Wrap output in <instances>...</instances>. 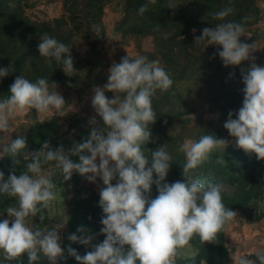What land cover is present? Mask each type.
<instances>
[{
    "label": "clouds",
    "instance_id": "9594fccd",
    "mask_svg": "<svg viewBox=\"0 0 264 264\" xmlns=\"http://www.w3.org/2000/svg\"><path fill=\"white\" fill-rule=\"evenodd\" d=\"M155 3L156 0H148L139 13ZM178 5L169 0L167 8ZM233 12L232 7H226L214 16L223 20ZM245 31L243 23L227 21L205 27L194 40L195 44L206 40L207 46H222L218 55L223 64L240 65L242 61L255 60L252 53L259 48L255 43L241 42ZM39 41V55L47 63L54 60L66 75H74L71 48L47 33ZM12 71L11 67H0V78ZM109 73L108 82L95 87L92 98L103 127L94 128L85 142L75 143L66 151L63 146L53 149L49 141H44L39 150L28 151L26 170L19 175L16 166L21 164L19 157L26 150V139L19 137L0 145L2 153L12 159L7 180L0 171V194L18 201L17 207L7 209V218L0 219V253L4 261L22 264L19 258L26 254L28 264H34L42 253L50 264H58L60 259H67V252L78 264H175L194 236L202 243L215 242L224 225L237 217L223 203V193L227 191L223 183L192 177L193 171L214 151L225 150L228 140L205 134L198 141L182 144L179 151L186 155L182 165L184 178L172 183L166 182L173 159L166 145L154 150L144 147L151 139L149 126L157 119L152 97L157 90L171 88L174 81L170 74L158 61L129 53L119 63L114 62ZM242 75V107L235 113L229 111L223 126L234 138L236 147L264 159V65L252 63ZM105 90L113 92L114 97L108 98ZM9 91L8 96L0 98V131H13L10 118L25 109L66 115L64 97L57 91V84L51 81L50 85L47 78L33 82L23 75L17 76ZM91 122L96 123L94 118ZM85 151L90 155L82 154ZM69 154L78 156L79 162H74ZM52 162L55 169L62 171L63 180H70L77 172L89 182L95 183L99 178L104 185L99 194L103 212L99 232L79 226V235L68 236L69 241L90 249L83 255L71 246L61 247L59 230L65 225L42 230L29 224V217L39 216L44 222V210L57 199L54 173L44 171V166ZM153 184L158 192L155 198L151 195ZM100 235L105 237L102 241H98ZM257 262L264 264V249L255 253V260L242 256L235 264Z\"/></svg>",
    "mask_w": 264,
    "mask_h": 264
},
{
    "label": "trees",
    "instance_id": "16d2710c",
    "mask_svg": "<svg viewBox=\"0 0 264 264\" xmlns=\"http://www.w3.org/2000/svg\"><path fill=\"white\" fill-rule=\"evenodd\" d=\"M77 1L79 6L84 4L85 15L91 16L93 19L90 22H95L99 26L97 16L103 7L102 0H65L64 4L69 2L77 4ZM12 2L16 5L15 7L10 6ZM173 2L179 5L176 8H167L169 0H156L154 5L149 4L146 20L126 19L130 31H138L143 36L150 34L154 36L156 52H142L141 55L147 56L151 60L156 57L157 53L160 54L164 59L161 67L170 74L174 81L169 90H157L152 97V107L154 111L160 113H157L156 121L150 124L151 139L144 145L146 149L153 150L160 145H166L173 157L170 170L166 176L168 183L182 181L184 178L182 165L186 162V155L179 151L183 144V134L181 132L171 133L170 126L174 121L184 118L190 111L193 112L194 110V98L196 97L194 89L189 87L190 83H195L196 79V83L198 80H205L212 70L214 79L220 86V93L214 97L207 95L210 97L209 110L219 109L222 115L226 117H228L229 111L238 112L244 99L242 89L245 85L239 84L243 80V69L237 65L225 66L223 62L219 61V50L211 49L212 45L207 46L206 40L196 43L198 46L200 45L198 49L194 45L191 46L192 41L195 43L194 37L201 36L205 27H215L216 24L227 21L243 23L245 32L250 31L258 21L259 14L256 0H173ZM128 3L130 4L128 11L139 12V8L148 3V0H128ZM23 5H30V0H0V67L14 69L8 76L0 78V98L10 94V85L17 76L21 75L33 82L40 77L47 78L49 83L65 79H70L71 83L74 82L73 76L66 75L60 67L61 65H58L54 60L49 64L44 57L39 55L38 44L40 42L39 37L47 33L69 46L71 38L75 36L72 29L80 28L79 24H72V29H70L69 23L77 18L70 19L69 22L65 18H55L53 22L52 20L34 22L24 16ZM226 7H232L234 12L223 20L215 18L214 14ZM73 14L76 13L72 12L70 18L75 17ZM245 17L249 19L245 21ZM192 29L197 30L195 36L189 33ZM181 34L185 35L181 37ZM242 37H240L241 42L246 41ZM217 47L222 48L220 45ZM176 51L180 54L179 57L175 55ZM75 55L78 54L75 53ZM79 62L80 60L74 59L73 66L75 69H82L83 65L88 64L85 62L80 65ZM206 67L209 68V71L205 70ZM163 106L166 108L164 112ZM30 110L34 115V124L28 128L25 136L28 148L39 150L44 141H49L53 149L63 146L67 151L75 143H83L89 139V133L86 131L70 136L68 132L60 131L56 119L51 118L42 122L37 116V111L35 109ZM233 118L236 116L234 115ZM93 129H88V132ZM225 131L227 130L211 124L202 127L198 123L197 129L190 132L189 136L194 141H198L205 134H212L221 138ZM178 139L181 140L179 143L177 142ZM82 154L90 155L86 151ZM69 155L74 162H79L78 156ZM19 159L21 164L16 166L17 175L26 170L25 165L29 160V155L23 151ZM49 165L55 168L54 162L45 165L44 168ZM11 167V157L3 154L0 158V171L4 172L5 180H7ZM192 177L223 183L227 189L223 193V203L233 211L239 210L245 213L248 221L251 222L254 219L258 220L264 217V159H257L255 153L246 154L236 145L229 143L224 151L223 149L214 151L205 163L193 171ZM80 178L79 173L73 172L70 180L77 183ZM52 180L57 185L56 189L62 186V180L55 177ZM70 180L64 181L69 182ZM99 194L90 187H76L75 193L66 206L68 229L61 247L66 249L71 246L81 255L90 250L84 245L69 241L68 236L72 233L79 235L80 233L77 232L79 226H85L94 232H99L102 227L100 220L103 216L99 206ZM151 195L152 198L158 195L155 184L152 185ZM17 206L16 198L0 194V214L3 213L0 219L5 217L8 208ZM43 214L46 221L47 209L44 210ZM35 218V226L42 229L45 221L41 222L39 216ZM224 232L225 225L223 230L217 234L215 242L202 243L198 236H194L190 244L197 248L196 254L185 259L178 258L177 264H200L201 260L205 262L204 264H229L230 252L224 243ZM104 238L103 235H100L98 241H102ZM65 256L67 259H60L58 264H78L75 258L67 252H65ZM19 259L22 264H28L26 254ZM8 264H18V262L13 260L9 261ZM34 264H50V262L41 253V259Z\"/></svg>",
    "mask_w": 264,
    "mask_h": 264
},
{
    "label": "rangeland",
    "instance_id": "374dc122",
    "mask_svg": "<svg viewBox=\"0 0 264 264\" xmlns=\"http://www.w3.org/2000/svg\"><path fill=\"white\" fill-rule=\"evenodd\" d=\"M64 1L30 0V5H23L22 7L24 16L34 22L50 20L53 22L55 18H65L69 22L70 19L77 18L75 21H70L69 23L70 29L75 24H79L80 28L72 29L75 36L71 38L68 47L71 48L73 61L74 59L80 60V65L88 62V64L83 65L82 69H76L74 75H72L74 78L73 83L70 82V79L55 82L57 84V91L65 99L66 105L64 110L66 115L61 117L55 114L52 115V113L37 112V116L41 121L51 118L56 119L60 131L68 132L70 136L86 131L90 137L91 130L88 132V129H100L103 127L102 118L99 117L92 106L94 88L97 86L102 87L108 82L109 68L114 62L119 63L121 58L127 56L128 53L136 57L141 56L142 52H156V45L152 34L143 36L138 31H130L126 20L127 18L146 20L149 10L143 14L132 10H129V12L128 8L130 4L128 0H102L103 7L97 16L99 19V26H97L95 22H90V20H93L91 16L87 17L85 15V10H83L84 4L79 6L77 1V4L69 2L65 5ZM256 4L259 7L258 21L252 26L250 31L244 33L242 38H245L246 41L244 42L249 44L255 43L259 48L252 53L255 60L242 61L240 65H237L243 70L249 68L252 63L264 65V0H256ZM10 6L15 7L16 5L12 2ZM72 12L76 14H73L75 17L70 18ZM97 28H99V32H97ZM196 32V29L189 31L194 36L197 34ZM184 35L181 34V37ZM193 45L197 49L200 46L192 41L191 46ZM217 46L212 44L211 49L214 48V50L221 51L222 48L219 49ZM75 53L78 55H75ZM175 55L179 57L180 54L176 51ZM150 61H158L159 65L163 66L164 59L157 53L156 57ZM219 61L223 62L221 58ZM205 70L209 71V68L206 67ZM196 81L195 83L191 82L189 85L195 92V111H190L184 118L174 121L170 126L171 133L181 132L183 134V144L195 142L189 134L197 129L198 123L202 127H207L211 124L217 128L227 130L223 126L227 117L222 115L219 109L209 110L210 97H214L220 93V86L216 83L212 70L205 80H198L197 83ZM239 84L243 85V82L241 81ZM183 86L184 84L181 85V89ZM105 95L110 99L114 97V93L107 90H105ZM207 95L210 97H207ZM165 109L163 106V112ZM157 113L160 112L158 111ZM93 118L96 123L91 122ZM10 119L14 130L11 132L0 131V145H6L19 137L25 138L28 128L34 124V115L30 109L16 112ZM221 138L235 145L234 138L229 135L228 130L224 132ZM180 141L178 139L177 142L179 143ZM2 151L3 147L0 146V158L4 154ZM28 151L32 152L36 150L27 147L25 150L27 155H29ZM50 170L54 173L52 178H58L63 182L61 181L62 186L56 189L57 199L47 209V220L43 224L42 230H48L58 225H65L59 230L60 243L62 245L68 229L66 225V206L69 199L75 193L76 187H90L95 192L100 193V189L104 185L99 178L93 183L89 182L86 176L82 175L77 183L72 180L65 182L61 170L55 169L51 165L44 168L45 172ZM112 183L115 184L116 181L113 180ZM235 212L237 213V217L225 224L224 232V243L230 252L229 264H235L236 260L242 256L255 260V253L264 249V217L250 222L245 213L239 210H235ZM7 216L8 214L5 213L4 218H7ZM28 221L30 226H35V217H29ZM196 249L192 244H190V247L182 249L180 255L176 258L175 264H177L178 258L185 259L194 256L197 251ZM8 262L3 260V253H0V264H8ZM204 263L203 260L200 261V264Z\"/></svg>",
    "mask_w": 264,
    "mask_h": 264
}]
</instances>
